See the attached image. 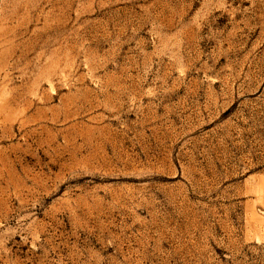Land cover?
<instances>
[{
  "label": "rangeland",
  "instance_id": "1",
  "mask_svg": "<svg viewBox=\"0 0 264 264\" xmlns=\"http://www.w3.org/2000/svg\"><path fill=\"white\" fill-rule=\"evenodd\" d=\"M0 264H264V0H0Z\"/></svg>",
  "mask_w": 264,
  "mask_h": 264
}]
</instances>
